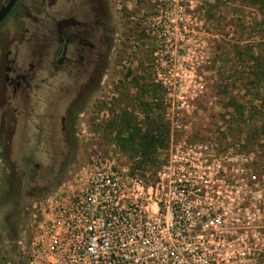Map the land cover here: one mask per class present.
<instances>
[{
    "label": "rangeland",
    "instance_id": "374dc122",
    "mask_svg": "<svg viewBox=\"0 0 264 264\" xmlns=\"http://www.w3.org/2000/svg\"><path fill=\"white\" fill-rule=\"evenodd\" d=\"M63 16L97 23V50L80 61L65 53L40 91L29 164L26 124L0 110V264H21L37 205L71 189L93 154L131 175L130 134L150 120L165 141L135 173L151 179L171 159L194 175L193 208L208 224L191 244L213 264H264V114H252L264 106L252 101L263 88L264 0H17L0 24V88L6 68L34 64L50 37L57 41L53 20ZM72 60L80 66L67 69ZM123 119L129 129H120Z\"/></svg>",
    "mask_w": 264,
    "mask_h": 264
},
{
    "label": "built area",
    "instance_id": "2783aa9c",
    "mask_svg": "<svg viewBox=\"0 0 264 264\" xmlns=\"http://www.w3.org/2000/svg\"><path fill=\"white\" fill-rule=\"evenodd\" d=\"M171 162L147 179L93 154L71 189L37 205L21 264H213L191 244L208 224L193 208L198 182Z\"/></svg>",
    "mask_w": 264,
    "mask_h": 264
},
{
    "label": "flooded vegetation",
    "instance_id": "af4514ba",
    "mask_svg": "<svg viewBox=\"0 0 264 264\" xmlns=\"http://www.w3.org/2000/svg\"><path fill=\"white\" fill-rule=\"evenodd\" d=\"M8 0H2L0 2V10L7 4ZM17 5V0L10 11L5 15V17L0 21V24L5 20V18L11 13V11ZM83 13V12H82ZM78 18V17H77ZM55 25V34L57 41L51 38L48 43V48L44 52L47 55L39 54L35 57L34 64L27 66L19 64V67L12 69L11 67L6 68V74L4 75V85L0 88V99L3 107L0 110L7 109L11 114H14V122L19 120L24 121L27 129L24 132L26 142L30 147V157H28L29 164L32 161L34 152H38L39 143V102H40V91L50 88V81L53 79L56 65L61 64L62 57L65 53L75 54L79 56V61L82 56L87 57L89 60L95 55L93 54L96 45L92 44L90 41V35L94 33V29L97 28L96 24L87 25L86 22H81L75 20L69 16H63L59 20H53ZM97 38V36H96ZM55 42V43H54ZM58 45V49H54V54L51 55V50L55 45ZM97 47V46H96ZM99 48V47H98ZM78 60V59H77ZM66 61V68L80 66L79 61ZM82 66V65H81ZM84 69L85 67L82 66ZM11 86L9 87L8 84ZM9 101H13L16 106L17 111L10 109L12 104L7 105ZM16 113V114H15ZM23 139V138H22Z\"/></svg>",
    "mask_w": 264,
    "mask_h": 264
},
{
    "label": "trees",
    "instance_id": "16d2710c",
    "mask_svg": "<svg viewBox=\"0 0 264 264\" xmlns=\"http://www.w3.org/2000/svg\"><path fill=\"white\" fill-rule=\"evenodd\" d=\"M2 0H0L1 2ZM262 71L261 73L259 74L257 80H256V83H260V84H263V88H261L260 90H262V92L260 93L259 95V92H255L252 96V101H253V98H254V101L253 102H257V98L256 96L260 97V101L261 103L264 104V66L261 68ZM251 105V104H250ZM253 112L252 114H256V111L255 109L257 110V113H261V115L263 116L264 114V106H258V107H252ZM130 120H122L120 121V129L124 130L125 128L126 129H129L130 127ZM121 130L118 131L117 135H119V132ZM134 133L131 135L130 134V139L128 140V147L131 148V152L133 153L131 156L133 157H138V159L136 160V165H134L132 167V172L131 174L137 172V171H141L143 170V165L147 162L150 161V158L151 156L154 154V151L155 149L158 147V146H161V143L163 144L164 141H165V138L164 136H166V131L164 132V135H163V138H162V141H161V134H160V129H159V123H155L154 120H150V122L147 123V125L145 126V130L144 132H142L140 134V130L136 129L134 130ZM256 133H253V136H249L247 138V141L246 143L247 144H250L251 142H253L256 138H257V135H255ZM127 143V142H125Z\"/></svg>",
    "mask_w": 264,
    "mask_h": 264
},
{
    "label": "water",
    "instance_id": "95a60500",
    "mask_svg": "<svg viewBox=\"0 0 264 264\" xmlns=\"http://www.w3.org/2000/svg\"><path fill=\"white\" fill-rule=\"evenodd\" d=\"M15 0H8L7 4L0 10V21L5 17V15L10 11Z\"/></svg>",
    "mask_w": 264,
    "mask_h": 264
}]
</instances>
